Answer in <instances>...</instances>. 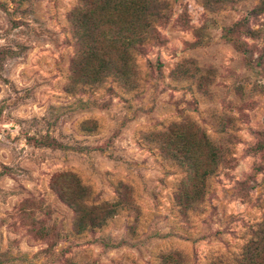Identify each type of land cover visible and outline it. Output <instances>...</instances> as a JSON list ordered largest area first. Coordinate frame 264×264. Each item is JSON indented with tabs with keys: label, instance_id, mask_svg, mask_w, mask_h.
Wrapping results in <instances>:
<instances>
[{
	"label": "rangeland",
	"instance_id": "374dc122",
	"mask_svg": "<svg viewBox=\"0 0 264 264\" xmlns=\"http://www.w3.org/2000/svg\"><path fill=\"white\" fill-rule=\"evenodd\" d=\"M257 2L164 0L161 41L137 56L131 89L113 78L90 87L73 66L81 0H0V264H162L169 253L181 264L234 262L264 221ZM235 22L245 55L223 37ZM168 130L196 139L203 131L226 151L186 215L175 192L187 172L158 143ZM116 186L133 209L77 233V187L101 202Z\"/></svg>",
	"mask_w": 264,
	"mask_h": 264
},
{
	"label": "trees",
	"instance_id": "16d2710c",
	"mask_svg": "<svg viewBox=\"0 0 264 264\" xmlns=\"http://www.w3.org/2000/svg\"><path fill=\"white\" fill-rule=\"evenodd\" d=\"M236 1L239 0H203L207 6L219 7ZM263 13L264 0H258L251 10V15ZM168 14L169 7H164V0H81L72 11L78 43L73 66L80 69L79 75L90 87L113 78L131 89L136 88L140 83L137 56L143 55L151 45L161 41L155 25H160ZM99 15L100 18H96ZM240 26V22H235L225 27L223 37L245 55L247 53L244 48L245 42L237 36ZM101 38L102 41L109 42L107 45L102 44L103 49L100 45ZM261 60L259 65L264 69V58ZM177 126L185 128V125ZM91 127L85 129L91 130ZM165 134L167 136L158 141L162 154L187 172L175 192L177 205L186 215L200 206L203 199L200 183H203L212 169L224 159L226 151L203 131L198 136L199 139L195 136L184 137L171 130ZM261 148L264 150L263 146ZM61 177L64 180L69 178L66 175ZM79 184L76 179V186ZM84 188L81 190L77 187V195L72 198L69 196L75 208L74 229L77 233L103 228L119 210L133 209L126 201L125 193L120 186H116V197L112 201L101 202L91 198L90 190L82 196L81 192L87 190L86 186ZM100 239L102 245H108L103 237ZM162 260V264H181L173 253L163 255ZM206 264L225 263L211 260ZM232 264H264V221L252 228L250 237Z\"/></svg>",
	"mask_w": 264,
	"mask_h": 264
}]
</instances>
